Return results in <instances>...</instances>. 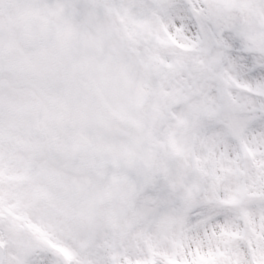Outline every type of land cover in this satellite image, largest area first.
<instances>
[{"label": "snow or ice", "instance_id": "obj_1", "mask_svg": "<svg viewBox=\"0 0 264 264\" xmlns=\"http://www.w3.org/2000/svg\"><path fill=\"white\" fill-rule=\"evenodd\" d=\"M0 264H264V0H0Z\"/></svg>", "mask_w": 264, "mask_h": 264}]
</instances>
